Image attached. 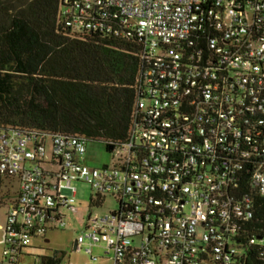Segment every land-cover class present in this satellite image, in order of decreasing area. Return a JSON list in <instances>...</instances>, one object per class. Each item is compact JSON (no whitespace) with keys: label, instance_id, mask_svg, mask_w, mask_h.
Returning <instances> with one entry per match:
<instances>
[{"label":"built area","instance_id":"1","mask_svg":"<svg viewBox=\"0 0 264 264\" xmlns=\"http://www.w3.org/2000/svg\"><path fill=\"white\" fill-rule=\"evenodd\" d=\"M60 7L73 33L140 44L133 127L100 168L86 162L84 138L0 130V176L16 179L19 195L0 227V264H23L33 238L67 228L78 182L93 190V208L116 204L89 213L75 241L89 264H264V0Z\"/></svg>","mask_w":264,"mask_h":264},{"label":"trees","instance_id":"2","mask_svg":"<svg viewBox=\"0 0 264 264\" xmlns=\"http://www.w3.org/2000/svg\"><path fill=\"white\" fill-rule=\"evenodd\" d=\"M60 1L0 0V130L81 137L111 153L133 127L141 46L73 33L61 21ZM257 216L262 224L264 198Z\"/></svg>","mask_w":264,"mask_h":264},{"label":"rangeland","instance_id":"3","mask_svg":"<svg viewBox=\"0 0 264 264\" xmlns=\"http://www.w3.org/2000/svg\"><path fill=\"white\" fill-rule=\"evenodd\" d=\"M47 155L51 158L52 140L47 138ZM88 165L93 168H100L104 165H113L114 159L105 149V146L99 143H89L86 156ZM12 182V183H11ZM76 194V212L67 214L66 221L68 226L64 230L49 231L46 237L33 238L29 248L26 250L27 258L23 259V264H33L38 258H55L59 264H89L90 256L85 253V249L76 252L74 244L83 231V225L89 213L104 215L116 208L115 202L107 198L102 208L91 207V197L93 190L85 183H75ZM17 187L14 180L5 179L0 188V225L6 226L9 209V199L16 198ZM4 247V232L0 230V253ZM99 254L100 251H96ZM98 264H111L110 262L100 261Z\"/></svg>","mask_w":264,"mask_h":264},{"label":"crops","instance_id":"4","mask_svg":"<svg viewBox=\"0 0 264 264\" xmlns=\"http://www.w3.org/2000/svg\"><path fill=\"white\" fill-rule=\"evenodd\" d=\"M87 152H88V149H87ZM86 162H87V159H86ZM88 163V162H87ZM16 182L14 183L15 184V186L17 187V189H16V198L14 199V200H11V198L9 199V204L11 203V202H15L16 200H17V195H18V181L17 180H15ZM7 208H8V206H7ZM0 227H2V225H0ZM44 239V238H43ZM0 256H1V253H0Z\"/></svg>","mask_w":264,"mask_h":264},{"label":"water","instance_id":"5","mask_svg":"<svg viewBox=\"0 0 264 264\" xmlns=\"http://www.w3.org/2000/svg\"><path fill=\"white\" fill-rule=\"evenodd\" d=\"M76 248V242H75V244H74V249Z\"/></svg>","mask_w":264,"mask_h":264}]
</instances>
